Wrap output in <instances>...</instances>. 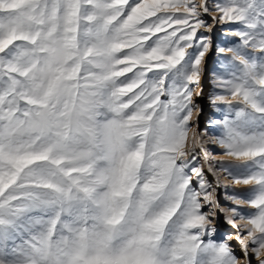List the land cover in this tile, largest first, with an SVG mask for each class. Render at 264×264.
I'll return each mask as SVG.
<instances>
[{"label": "snow or ice", "instance_id": "1", "mask_svg": "<svg viewBox=\"0 0 264 264\" xmlns=\"http://www.w3.org/2000/svg\"><path fill=\"white\" fill-rule=\"evenodd\" d=\"M217 25L236 39L217 47L209 131ZM254 261L264 0H0V264Z\"/></svg>", "mask_w": 264, "mask_h": 264}, {"label": "rangeland", "instance_id": "2", "mask_svg": "<svg viewBox=\"0 0 264 264\" xmlns=\"http://www.w3.org/2000/svg\"><path fill=\"white\" fill-rule=\"evenodd\" d=\"M209 21L211 20L210 17H208ZM232 27L230 25H217L211 32H206L205 34L211 37V47L210 50L206 56V72L205 75L202 77V85L204 89V96L199 98L197 102L200 104L202 108V113L199 114L200 117V126L201 128L207 127L209 131H212L214 129V120L219 117L220 113H217L213 110L212 106L209 103L208 100V93L212 91V74L214 71H216L219 67V56L217 53V47L222 46L225 44L227 40H235V37L231 36V33L226 32L225 29ZM203 31V30H201ZM196 99V97H194ZM197 114H193V120L196 119ZM212 124L210 127L209 125ZM211 148L215 152H220L221 150L217 148L214 144L210 145ZM220 157H218L219 159ZM223 159L227 160V157H223ZM209 179H212L211 176H209ZM221 183L228 185V192L232 191H241L244 189L243 185H235L231 183L228 180L223 179V175L221 174ZM219 199L222 204L228 205L229 201L225 198V189L221 188L219 189ZM215 226L218 229V234L220 236L225 235H232L233 239L231 240V244L235 247L236 252L239 254V247L236 246V241L234 238V229L225 223L223 216H218L215 222ZM255 264V261L253 262Z\"/></svg>", "mask_w": 264, "mask_h": 264}]
</instances>
